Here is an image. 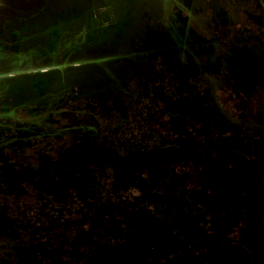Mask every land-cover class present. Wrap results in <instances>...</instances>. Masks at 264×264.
<instances>
[{"label":"flooded vegetation","instance_id":"af4514ba","mask_svg":"<svg viewBox=\"0 0 264 264\" xmlns=\"http://www.w3.org/2000/svg\"><path fill=\"white\" fill-rule=\"evenodd\" d=\"M263 215L264 0H0V264H264Z\"/></svg>","mask_w":264,"mask_h":264},{"label":"rangeland","instance_id":"374dc122","mask_svg":"<svg viewBox=\"0 0 264 264\" xmlns=\"http://www.w3.org/2000/svg\"><path fill=\"white\" fill-rule=\"evenodd\" d=\"M261 218H264V215L263 216H260ZM241 222H242V220H238V224L240 225L241 224ZM235 225V224H234ZM239 225H236V226H234L235 228H237Z\"/></svg>","mask_w":264,"mask_h":264}]
</instances>
